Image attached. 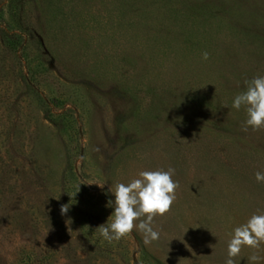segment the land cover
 I'll return each instance as SVG.
<instances>
[{
  "label": "rangeland",
  "instance_id": "1",
  "mask_svg": "<svg viewBox=\"0 0 264 264\" xmlns=\"http://www.w3.org/2000/svg\"><path fill=\"white\" fill-rule=\"evenodd\" d=\"M256 75L264 0H0V264H224L264 210V128L231 107ZM169 166L159 240H103L108 186Z\"/></svg>",
  "mask_w": 264,
  "mask_h": 264
},
{
  "label": "clouds",
  "instance_id": "2",
  "mask_svg": "<svg viewBox=\"0 0 264 264\" xmlns=\"http://www.w3.org/2000/svg\"><path fill=\"white\" fill-rule=\"evenodd\" d=\"M203 59L208 53L202 54ZM243 106L245 119L243 130L264 128V75L253 76L244 81V89L232 98L231 107L240 110ZM255 180L264 183V171L255 172ZM175 169L171 166L143 169L126 182L110 184L105 192L111 194L106 207L112 209V219L99 225V235L111 243L137 231L142 235L145 246L159 240L160 232L154 227V219L167 213L176 200L179 182L174 179ZM103 188V184L96 183ZM60 206L61 215L69 211V205ZM264 245V210H258L246 220L234 225L226 241L224 264H237L243 247L259 250ZM262 258L256 254L248 257L249 264H259Z\"/></svg>",
  "mask_w": 264,
  "mask_h": 264
}]
</instances>
